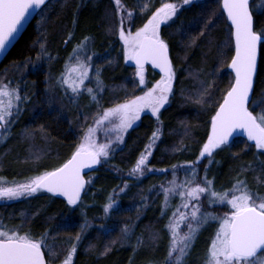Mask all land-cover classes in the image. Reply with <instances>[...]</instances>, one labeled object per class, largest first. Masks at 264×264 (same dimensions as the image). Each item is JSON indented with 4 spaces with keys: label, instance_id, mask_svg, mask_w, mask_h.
<instances>
[{
    "label": "trees",
    "instance_id": "16d2710c",
    "mask_svg": "<svg viewBox=\"0 0 264 264\" xmlns=\"http://www.w3.org/2000/svg\"><path fill=\"white\" fill-rule=\"evenodd\" d=\"M250 0L254 30L264 28V14ZM145 0H121L124 8L134 12L129 30L137 28L164 2L180 0H150V9L141 14L137 5ZM127 16V11H125ZM75 20V23L73 21ZM115 0H48L36 13L18 40L0 64V81L17 87L21 97L18 116L6 133H0V184L21 183L26 178L50 171L63 163L79 143L81 128L96 113L142 94L160 75L149 66L144 67L147 87L139 84L136 68L123 58V46L117 32ZM203 32V35L201 33ZM71 33V37H69ZM161 38L169 46V58L176 71L173 93L169 103L160 112L161 124L149 112L124 134L122 143L116 142L107 160L85 175L86 185L79 206H69L64 200L47 192L21 197L11 203L0 204V219L9 226L23 224L31 228L35 237L49 229V243L55 245L58 255L52 264H61L71 239L79 231L85 216L91 227L78 242L73 264H162L167 254L169 236L165 225L167 213L161 215L163 205L160 184L167 180L173 165L196 161L200 148L207 140L211 116L230 87L232 74L227 65L233 53L230 26L220 7V0H193L182 6L168 25L161 26ZM85 36L87 49L94 57L103 82L92 101L87 92L71 96L56 83L64 71L69 53ZM67 41V43H66ZM41 44L51 59H37ZM35 65V66H34ZM207 90L203 102L197 103L200 93ZM264 91V47H259L257 72L252 99H261ZM264 103L249 110L260 113ZM159 127L160 139L152 149L147 172L142 177L129 176L140 153L149 143L152 131ZM181 144L185 147L176 151ZM35 148V154L29 153ZM205 157L197 164V174L214 182V189H231L237 177L246 180L250 190L264 196V151L255 149L240 137ZM207 166V172L205 171ZM164 170V171H161ZM169 170V171H168ZM128 185L123 193L120 188ZM110 193L115 196L119 210L108 216L103 204ZM139 210V214H138ZM207 210L222 215L224 208L207 206ZM23 214V215H22ZM35 214V215H34ZM132 227L130 238L120 239L121 228ZM105 225V228H101ZM209 224L199 233L187 264H202L205 248L213 232ZM158 239L153 240V235ZM143 246L134 253L137 238ZM116 240V244L111 241ZM89 245L92 249L88 250ZM111 251L105 255V247ZM46 259H48L46 255Z\"/></svg>",
    "mask_w": 264,
    "mask_h": 264
},
{
    "label": "snow or ice",
    "instance_id": "6c2138e0",
    "mask_svg": "<svg viewBox=\"0 0 264 264\" xmlns=\"http://www.w3.org/2000/svg\"><path fill=\"white\" fill-rule=\"evenodd\" d=\"M46 3L47 0H0V52H5L8 45L15 39V34L27 19L30 10L41 9ZM192 3L193 0L161 3L142 27L137 28L135 32H125L123 29L125 19L131 22L134 19V12L125 9L121 0H115L118 15L122 11H127V17L120 15L119 39L123 42L125 59L135 61V75L139 78V84L147 87L144 76V65L147 62L159 69L160 79L156 80L142 95L106 108L102 114L96 113L94 124L84 131V135L69 158L50 171H43L26 178L23 183L0 186V199L16 200L44 191L53 196L64 197L69 206H79L82 203V193L86 191V185L91 183L90 179H84L82 170L107 160L110 153L115 150L112 147L113 139H108L106 143H99L96 140V133L102 129L106 134L115 133V142L122 143L124 134L135 121L141 118V113L146 109L156 117L158 125L162 123L159 118L160 112L169 103L173 93L176 71L169 59V46L161 38V26L173 21L182 6ZM221 4L230 22V41L234 42V54L227 65L234 73V79L211 116L207 140L201 146L196 161L186 162L192 169L191 176L177 184L175 178L177 166L173 165V179L168 181L169 186L161 185L164 194L162 216L166 214L169 201L173 196L178 194L181 198V203L176 206L165 225L169 244L162 264H187L188 256L199 233L212 222H218L219 226L204 254V264H264V256L261 255L264 254V196L252 192L247 181L239 177L231 189L223 192L216 191L214 182L207 179V176L203 180V186L200 183L192 186L196 179L197 164L205 157H208L209 163H212L211 158L215 155V151L228 145L229 137L236 130H242L247 139L255 143L257 149L264 150V108H261L257 115L249 110L250 106L256 108L264 103V91L260 94L261 99L255 101L251 95L254 91V75L257 72L258 48L264 47V28L260 31L254 30L250 0H221ZM137 6L141 14H144L150 9L151 3L150 0H145L143 4ZM261 12L264 14V5L261 6ZM88 41L89 37L85 36L73 47L72 52L69 53V59L65 62L64 71L56 78V83L60 87L67 86L74 96H79L84 90L90 99L98 104L96 92L103 86L99 68L95 69L96 88L85 86V81L89 80V70L92 67L90 62L93 59L92 56L81 59ZM43 57L51 59L45 46L41 44V52L37 59ZM73 60L75 63H72ZM206 94L207 90L201 92L196 102L202 103L203 96ZM27 99V96L21 97L17 87H11L9 83L0 81V129H3L5 133L13 123L12 117L18 116L21 111L19 102ZM105 124H110L111 127L104 128ZM160 136V128L156 127L149 137V143L145 145V150L140 153L131 168L129 176L139 178L145 175L152 149ZM0 137L6 138L2 133ZM184 147L185 145L181 144L175 150L181 151ZM147 170L155 171L150 168ZM205 171L207 172V166ZM3 179L0 177V180ZM127 187V184L121 187L120 193H123ZM205 193L208 194L210 205L226 202L231 211L222 217L205 211L200 202L201 195ZM116 195L119 193H110L107 202L103 204L105 216L113 210H119ZM183 225H186V231H182ZM90 227L85 216L84 222L79 225V231L74 238H70L71 247L68 248L61 264H73V256L78 251V242L83 239ZM22 229L23 224L9 226L0 219V264H52L58 253L55 245L48 242L49 229H45L39 237L32 234L31 228L23 232ZM131 232L132 227L125 224L121 228L120 239L130 238ZM158 238V235H153V240ZM116 243V240L111 241L113 245ZM143 243L142 238L138 237L137 246L133 248V252L142 247ZM92 247L89 245L88 250ZM110 251L111 248L106 246L104 252L100 254L105 255ZM148 264H155V262L149 261Z\"/></svg>",
    "mask_w": 264,
    "mask_h": 264
},
{
    "label": "rangeland",
    "instance_id": "374dc122",
    "mask_svg": "<svg viewBox=\"0 0 264 264\" xmlns=\"http://www.w3.org/2000/svg\"><path fill=\"white\" fill-rule=\"evenodd\" d=\"M256 9H259V8H261V6L262 5H264V0H257L256 1ZM120 15H123V16H125V17H127L126 16V14H125V11H122L119 15L117 14V26H116V32H117V36H118V38H119V30H120V27H121V25H120ZM146 22V21H145ZM143 25V24H142ZM142 25H141V27H142ZM123 29H124V31L125 32H128V31H130L129 30V22H128V20L127 19H125V22H124V24H123ZM132 32V31H131ZM133 32H135V31H133ZM120 40V39H119ZM120 42L122 43V46H123V42L120 40ZM73 55H75V54H73ZM87 56H92L93 57V55L90 53V51L86 48V50L81 54V59H86V57ZM123 58H124V60L126 61V62H129V63H131V60H126L125 59V57H124V51H123ZM94 57H93V59H92V61L90 62L91 64H92V67L90 68V70H89V80H86L85 81V86L86 87H92V88H96V81H95V76H96V71H95V62H94ZM72 63H75V61L73 60L72 61ZM64 88V90L68 93V94H70L72 97L74 96L72 93H71V91L70 90H68L67 89V86H64L63 87ZM82 91H84V90H82ZM145 91H147V90H145ZM85 92V91H84ZM143 94V93H142ZM142 94H140V95H142ZM137 96H139V95H137ZM133 98V97H132ZM131 99V98H130ZM128 100V99H127ZM114 106V105H113ZM103 112V111H102ZM102 112H100L101 114H102ZM144 112H149L150 114H151V112L149 111V110H145ZM95 116V115H94ZM94 116H92L91 117V119L89 120V121H87V124H85V125H83L82 126V128H81V130H82V132H81V135H80V138L84 135V131L89 127V126H91V125H93L94 124ZM136 122V121H135ZM134 122V123H135ZM111 127V125L110 124H105L104 125V128H110ZM1 132V131H0ZM4 132V131H3ZM5 133V132H4ZM3 134V133H2ZM114 136H115V133H108V134H106L105 133V131L102 129V130H100V131H98L97 133H96V140L99 142V143H106L107 142V140L108 139H113V145L116 143L115 142V140H114ZM79 141H80V139H79ZM255 149L256 150H259V149H257L256 147H255ZM259 151H264V150H259ZM35 152H37V151H35V148L34 149H32V151L30 150V154H31V156H33L32 154H35ZM148 168H146L145 169V173H147V172H149L148 170H147ZM169 171V170H168ZM169 173L171 174V176L167 179V180H164L161 184H160V190H161V192H162V198H163V203H164V194H163V191H162V189H161V185H163L164 187H168L169 185H168V181H170V180H172L173 179V168L169 171ZM191 173H192V169L190 168V167H188L187 166V164H184V165H179V166H177V168H176V170H175V178H176V182H177V184H180V183H182L186 178H189L190 176H191ZM203 178L202 177H200L199 176V178H198V174H197V166H196V179H195V182L193 183V185L192 186H195V184L196 183H200L201 184V186H203V180H202ZM25 182V181H24ZM21 183H23V182H21ZM12 184L13 183H8V184H0V186H12ZM223 192V191H222ZM21 198V197H20ZM230 198V197H229ZM19 199V198H18ZM18 199H16V200H18ZM15 200H3V199H0V204H2V203H11V202H14ZM200 202L203 204V206H204V210L205 211H208L207 210V206H209L210 204L208 203V194H202L201 195V198H200ZM181 203V198L179 197V195L177 194V195H175V196H173L171 199H170V201H169V207H167V209H166V213H167V223H168V221H169V217L172 215V212L175 210V208H176V206L177 205H179ZM211 205H217V206H222L223 208H224V212H223V214L220 216V215H217V214H215V215H217V216H220V217H222V216H224L226 213H228V212H230L231 211V208H230V206L229 205H227V203L225 202V203H217V204H211ZM182 211H184L183 209H181ZM208 212H210V211H208ZM210 224H213L212 225V227H213V232H212V234H211V236H210V239H209V241H208V245H207V248H208V246L210 245V243H211V239H212V237L214 236V234H215V232H216V229L218 228V222H212V223H210ZM187 230V227H186V225H183L182 226V231H186ZM169 236V235H168ZM207 248H205V252H206V249ZM262 256H264V254H261ZM204 256V255H203ZM202 264H204V261H203V263Z\"/></svg>",
    "mask_w": 264,
    "mask_h": 264
},
{
    "label": "water",
    "instance_id": "95a60500",
    "mask_svg": "<svg viewBox=\"0 0 264 264\" xmlns=\"http://www.w3.org/2000/svg\"><path fill=\"white\" fill-rule=\"evenodd\" d=\"M47 1H48V0H47ZM220 7H221V10H222V12H223L222 4H221V0H220ZM38 11H39V9H32V10H30V14L28 15L27 19L23 22L22 26L19 28V31L15 34V39H13L12 42L8 45V48H7V50H6L5 52H0V64H1L2 60L4 59V57L6 56L7 52H8V51L10 50V48L14 45V43L18 40V38L21 36V34L23 33V31L26 29V27H27V26L33 21V19H34L36 13H37ZM223 14H224V17H225V19H226L228 25L230 26V22L227 20L226 13L223 12ZM232 44H233V53H232V55H233V54H234V42H232ZM258 53H259V48H258V52H257V62H258ZM169 59H170V58H169ZM230 60H231V59H230ZM229 63H230V62H229ZM131 64L136 68L135 61H132V60H131ZM145 66H149L152 70H154L156 73H158V74L160 75L159 69H158V68H155L150 62L145 63L144 67H145ZM228 69H229V68H228ZM229 71H230L231 74H232V80H233V79H234V73L231 71V69H229ZM255 75H256V74H255ZM255 75H254V80H255ZM251 95H252V94H251ZM221 101H222V100H221ZM218 106H219V105H218ZM218 106H217V107H218ZM214 113H215V111H214ZM214 113H213V114H214ZM210 127H211V120H210V124H209V130H210ZM209 130H208V132H209ZM0 131H1V129H0ZM235 137H240V138L244 139L247 143L252 144V145H255V143H254L253 141H249V140L247 139L246 134L243 133L242 130H236V131L233 133V135H232L231 137H229V141H230L232 138H235ZM95 167H96V165L92 166L91 168H85V169L82 170V175H83V177H84L85 180H86L85 175H86L87 173H89L91 170H93ZM82 194H83V193H82ZM55 197H58V198L64 200L65 202H67L66 199H65L64 197H62V196L55 195Z\"/></svg>",
    "mask_w": 264,
    "mask_h": 264
}]
</instances>
